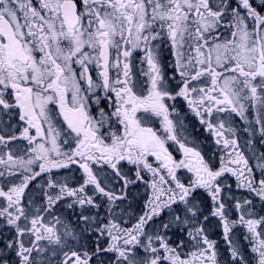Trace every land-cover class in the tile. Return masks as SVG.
<instances>
[{"label": "snow or ice", "instance_id": "1", "mask_svg": "<svg viewBox=\"0 0 264 264\" xmlns=\"http://www.w3.org/2000/svg\"><path fill=\"white\" fill-rule=\"evenodd\" d=\"M234 117L264 145V0H0V264H222L212 221L225 264H264Z\"/></svg>", "mask_w": 264, "mask_h": 264}, {"label": "flooded vegetation", "instance_id": "2", "mask_svg": "<svg viewBox=\"0 0 264 264\" xmlns=\"http://www.w3.org/2000/svg\"><path fill=\"white\" fill-rule=\"evenodd\" d=\"M258 2V0H257ZM169 54L167 51L162 53V63L167 64L168 62ZM177 111L179 113V120L181 122V128L179 131L181 132V139L187 140L190 144H194L197 146L202 154L205 155L206 158H212L215 161L218 162L220 151L218 149V146L215 144L213 138L210 136V134L204 130V126H202L198 119L194 116L193 113H191L185 102L183 100H177L176 102ZM234 127L238 131L239 141L242 146V148L245 151V155L252 157L253 151H255L256 155H259L260 152L264 151V145H261L259 143V136L257 134L256 137H253L254 144L252 148H248L245 145V141L249 138V134L244 131V128L247 127L244 121L240 120L238 117L233 118ZM172 151L174 152V155H176L177 159L180 158V154L176 151V148L173 147ZM251 163H255L254 159H251ZM257 175L259 173L257 172ZM39 182V181H38ZM228 182L232 184L233 186V192L237 196H246L247 193L243 192L241 190H237L235 188V178L228 177ZM34 187V186H33ZM131 195L129 197V200L133 203L134 208L137 212H139L140 207L143 203V187H137L133 186L130 189ZM127 203V202H126ZM257 208H259V202H257ZM214 221L209 226V234L210 238L217 240L219 242V249H220V256H221V262L222 264H225L227 260L230 259L228 256V253L226 251V244L222 239L221 235V229L214 227ZM0 230L5 231L6 229L3 226V222H0ZM243 230H238L237 235H240V232ZM240 244L243 247L246 242L243 241L242 237H240ZM243 250L247 252V248L243 247Z\"/></svg>", "mask_w": 264, "mask_h": 264}]
</instances>
